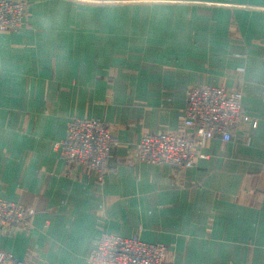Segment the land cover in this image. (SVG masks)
<instances>
[{
	"label": "crops",
	"instance_id": "crops-1",
	"mask_svg": "<svg viewBox=\"0 0 264 264\" xmlns=\"http://www.w3.org/2000/svg\"><path fill=\"white\" fill-rule=\"evenodd\" d=\"M0 31V224L23 264H88L101 233L166 246L164 264H264V0H30ZM240 88L250 121L188 167L138 161L150 131L182 128L188 87ZM119 142L103 180L55 148L71 117Z\"/></svg>",
	"mask_w": 264,
	"mask_h": 264
},
{
	"label": "built area",
	"instance_id": "built-area-1",
	"mask_svg": "<svg viewBox=\"0 0 264 264\" xmlns=\"http://www.w3.org/2000/svg\"><path fill=\"white\" fill-rule=\"evenodd\" d=\"M28 0H0V31H17L26 24ZM242 106L240 88L193 84L188 87L182 128L177 131H150L136 143V158L141 162L191 166L205 156V142L219 136L225 141L250 121ZM119 142L110 125L95 117H71L64 138L55 143L66 162L86 166L103 180L108 171L111 149ZM32 211L0 198V224L18 226ZM166 246L147 243L137 236L122 237L103 232L88 255V264H164ZM0 264H23L11 253L0 250Z\"/></svg>",
	"mask_w": 264,
	"mask_h": 264
},
{
	"label": "rangeland",
	"instance_id": "rangeland-1",
	"mask_svg": "<svg viewBox=\"0 0 264 264\" xmlns=\"http://www.w3.org/2000/svg\"><path fill=\"white\" fill-rule=\"evenodd\" d=\"M30 0H28V5L26 6V8H25V14H26V21H27V8H28V6L30 5ZM73 117H77V116H73Z\"/></svg>",
	"mask_w": 264,
	"mask_h": 264
}]
</instances>
